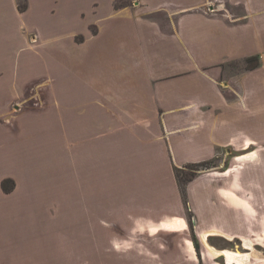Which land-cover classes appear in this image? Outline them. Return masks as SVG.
Masks as SVG:
<instances>
[{
    "label": "crops",
    "instance_id": "0c3cea01",
    "mask_svg": "<svg viewBox=\"0 0 264 264\" xmlns=\"http://www.w3.org/2000/svg\"><path fill=\"white\" fill-rule=\"evenodd\" d=\"M117 1L88 22L74 0H0L1 264H225L201 235L235 249L264 220V0Z\"/></svg>",
    "mask_w": 264,
    "mask_h": 264
},
{
    "label": "rangeland",
    "instance_id": "374dc122",
    "mask_svg": "<svg viewBox=\"0 0 264 264\" xmlns=\"http://www.w3.org/2000/svg\"><path fill=\"white\" fill-rule=\"evenodd\" d=\"M220 1L221 2L223 1L222 4H224L227 8H228V6H230L228 4V0H220ZM134 2L137 3L138 1L137 0H119L116 2L115 5L116 6H123L125 4H130V3L132 4ZM108 3H109V0H74V3H73L74 8L71 11H73L74 9H78L77 8L78 6H82L81 9H83V11H84L83 12L84 19L86 21L90 22V21H94L95 19H97V17L101 16L102 14H104L106 12V9L108 8L107 5H109ZM209 3H210V5H216L215 0H209ZM63 13L64 12L59 13L60 18H62ZM63 15H64L65 19H67V23L63 27H61L62 32H67V31H70L72 29H76L78 27V22L76 21V18H75L76 17L75 12H69V13L67 12V13H64ZM53 16H54V14H51L50 16L49 15L44 16V22L48 23L49 26L52 25L54 22H59V18H57V20H56V18H54ZM241 67L242 66H240V64H230L229 70L231 72H236L239 69H241ZM31 103H32L31 101L23 102L21 105L22 109L18 108L19 112L24 111L27 108H31ZM42 106H44V105H42ZM42 106L37 105V107H34V108H41ZM17 107H20V106H17ZM2 123L6 124L7 121L2 120ZM5 148L7 150L17 149V147L14 145L6 146ZM230 158H231V156H228V155L222 156L221 155L219 158H217L215 161H213L211 163V165H209L208 167H211V166L217 167V165L220 162H222V160H224V159L227 160L225 162V164L228 165L230 162ZM193 169H195V171ZM202 169H204V168H198V167L192 166V167H189L188 170L184 171V174L190 175V172H195V175H196ZM44 174L49 178L50 172H45ZM64 181H65V179L61 182H64ZM65 194H66V189H63L60 187L58 190V194L53 193L52 196L54 197V199L59 197L60 200H62V198L65 196ZM59 198H58V200H59ZM37 207H39L41 209V212L43 213L42 216L48 222H51V220H53L52 218L55 219V217H58V220H57L58 226L57 227L59 228V230H62V229L63 230H68V229L70 230V229H81L82 228L81 220L74 222V224H72V222L70 223L67 220H65L66 219L65 218V212H63V211H66V207H67L65 204H61V203L59 204V208L61 210H63L62 212L61 211L58 212L59 209L56 212H52L51 209H53V211H54V207H56V206H52L50 204L49 205L44 204L43 206H36V208ZM260 211H262V210H260ZM252 223H253L252 225H253L254 230L251 233L250 238L241 239V242H242V245H246L248 247L249 253H251L253 256L251 259H249V262L251 264H264V255H262V257H259L256 254L257 251H262L261 246L264 245V220L262 219L260 221H252ZM11 228H14V227H11ZM76 239H79V238H76ZM212 258L215 259L214 256H212ZM216 264H218V263H216ZM225 264H227V263L225 262Z\"/></svg>",
    "mask_w": 264,
    "mask_h": 264
},
{
    "label": "bare ground",
    "instance_id": "6f19581e",
    "mask_svg": "<svg viewBox=\"0 0 264 264\" xmlns=\"http://www.w3.org/2000/svg\"><path fill=\"white\" fill-rule=\"evenodd\" d=\"M254 156H251L253 158ZM237 162H240L243 160V157L239 156L235 159ZM210 236V233L201 235V241L205 247V249L216 258H223V260L227 264H251L249 262V259H251L253 256L251 253H249V249L246 245L237 246L235 249H224L221 251L215 250L208 242ZM212 244V243H211ZM262 251H257L256 254L259 257H262L264 255V245L261 246ZM223 249V248H222Z\"/></svg>",
    "mask_w": 264,
    "mask_h": 264
},
{
    "label": "trees",
    "instance_id": "16d2710c",
    "mask_svg": "<svg viewBox=\"0 0 264 264\" xmlns=\"http://www.w3.org/2000/svg\"><path fill=\"white\" fill-rule=\"evenodd\" d=\"M25 8V0H19V9L22 11ZM259 65V58L258 57H251L244 61V68L246 70L255 69ZM212 162L204 163L196 165L195 167L198 168H208ZM195 171V169H193ZM195 175V172H190V175L184 174L183 171H176V177L181 185H184L188 181L192 180ZM2 189L6 192L10 191L13 187V183L11 180H4L1 183Z\"/></svg>",
    "mask_w": 264,
    "mask_h": 264
},
{
    "label": "built area",
    "instance_id": "2783aa9c",
    "mask_svg": "<svg viewBox=\"0 0 264 264\" xmlns=\"http://www.w3.org/2000/svg\"><path fill=\"white\" fill-rule=\"evenodd\" d=\"M215 3L216 5H210V6H207L206 10H205V14L206 15H209V16H217L219 14H222V16H225V13H222L219 11V7L220 5H223V1L221 2L220 0H215ZM34 105H37L34 103Z\"/></svg>",
    "mask_w": 264,
    "mask_h": 264
}]
</instances>
